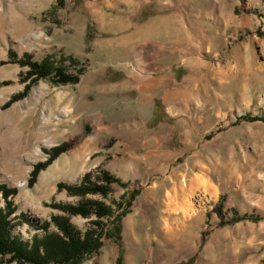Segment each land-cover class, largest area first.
Wrapping results in <instances>:
<instances>
[{
  "label": "rangeland",
  "instance_id": "1",
  "mask_svg": "<svg viewBox=\"0 0 264 264\" xmlns=\"http://www.w3.org/2000/svg\"><path fill=\"white\" fill-rule=\"evenodd\" d=\"M0 186L13 240L117 223L68 264H264V0H0Z\"/></svg>",
  "mask_w": 264,
  "mask_h": 264
},
{
  "label": "trees",
  "instance_id": "2",
  "mask_svg": "<svg viewBox=\"0 0 264 264\" xmlns=\"http://www.w3.org/2000/svg\"><path fill=\"white\" fill-rule=\"evenodd\" d=\"M28 63L33 73L37 74V76H45L41 71L43 68L42 65L35 62ZM59 73L60 72H58V75ZM68 81H70V79H59V82ZM107 180H109V178H106V181ZM0 189L3 198H6L8 191L1 186ZM94 190L105 193L102 186L101 188L95 187ZM91 207L98 217L106 214L108 215L107 209L99 203L94 202L91 204ZM88 209L90 210V206L88 208L84 204H80L75 208H69V212L87 215ZM6 217L7 212H4L3 209L0 208V257L9 254L11 260H17V262L20 263L49 264L51 262L52 264H68L78 262L84 255L98 247L99 242L96 238V232L98 230L100 231L98 232L99 236L102 231H104L106 236L113 239L118 245L120 241L119 226L117 223H107L105 226L98 221H93V228L80 235L72 225L64 220V218L59 217L55 218L54 223L60 234L49 233L40 238L34 236L30 240V243H28V241L21 242L19 240H13V238L10 237L9 224ZM94 226L96 228H94ZM113 264H123V254L120 247Z\"/></svg>",
  "mask_w": 264,
  "mask_h": 264
},
{
  "label": "bare ground",
  "instance_id": "3",
  "mask_svg": "<svg viewBox=\"0 0 264 264\" xmlns=\"http://www.w3.org/2000/svg\"><path fill=\"white\" fill-rule=\"evenodd\" d=\"M41 86L42 85L34 87L33 90L30 92L31 100H33L36 97V95L40 92ZM13 107H16V106L13 105ZM52 114H53V111H52V108H51L50 105H46V106L42 107L40 112H39V116H41V118H49ZM34 151H35L36 154H41L42 153L41 152V147H40L39 144L35 146ZM17 185L21 189V188L24 187L25 181L21 180L20 182H18Z\"/></svg>",
  "mask_w": 264,
  "mask_h": 264
}]
</instances>
